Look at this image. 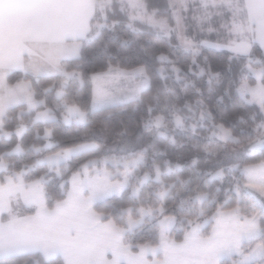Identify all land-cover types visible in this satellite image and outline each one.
I'll use <instances>...</instances> for the list:
<instances>
[{"label":"snow or ice","instance_id":"6c2138e0","mask_svg":"<svg viewBox=\"0 0 264 264\" xmlns=\"http://www.w3.org/2000/svg\"><path fill=\"white\" fill-rule=\"evenodd\" d=\"M254 156L264 0H0V264H264Z\"/></svg>","mask_w":264,"mask_h":264},{"label":"trees","instance_id":"16d2710c","mask_svg":"<svg viewBox=\"0 0 264 264\" xmlns=\"http://www.w3.org/2000/svg\"><path fill=\"white\" fill-rule=\"evenodd\" d=\"M146 3H148L151 7L158 9L159 11L163 12L167 9L168 5H169V0H146ZM146 39H150L152 40V42L159 47L164 54H169L174 52L177 56H181L182 53L179 52L177 49H175L174 45L177 43L176 38H173L171 41V46L165 42L162 38L158 39L154 36H148L146 37ZM253 51L256 52L257 57L260 56V49L254 45L253 47ZM99 53L95 50H93L88 56H87V60H86V67L92 71H103L105 70L103 68L102 62H100L98 60L99 57ZM205 55H208L209 58L212 61H224L227 59V57L230 55V53L228 52H224V51H217V50H206L205 51ZM128 58L126 60H122L121 61V66L123 68H125L126 70L131 71L133 68L139 67V64L137 63L138 59H143L142 56H140L139 54H127ZM149 63H154L149 61ZM159 66V65H156ZM242 66V65H240ZM82 98L85 100V102H89L90 101V97L88 95L87 92L83 93ZM58 133L60 136L62 137H67L69 135H71V133L64 129V128H58ZM39 143V142H37ZM264 163V157H259V156H254L250 159H248L246 161V164H250V165H258ZM173 238L174 239H178V235L176 232L173 233ZM145 239H151V237L149 236V234L147 232H145L141 238H139L137 240L138 243H142L144 242Z\"/></svg>","mask_w":264,"mask_h":264},{"label":"crops","instance_id":"0c3cea01","mask_svg":"<svg viewBox=\"0 0 264 264\" xmlns=\"http://www.w3.org/2000/svg\"><path fill=\"white\" fill-rule=\"evenodd\" d=\"M170 3V0H169ZM230 21V16L225 14L223 18L214 16L212 19V23L210 27L213 29V31H203L199 32L195 26L191 27L189 30L190 36H196L198 39L211 41L212 43H222L227 33L223 29V25L228 23ZM257 46V45H255ZM258 47V46H257ZM260 165V164H258Z\"/></svg>","mask_w":264,"mask_h":264},{"label":"rangeland","instance_id":"374dc122","mask_svg":"<svg viewBox=\"0 0 264 264\" xmlns=\"http://www.w3.org/2000/svg\"><path fill=\"white\" fill-rule=\"evenodd\" d=\"M170 2H171V0H170ZM210 32V31H209ZM207 41V40H206ZM208 42H210V43H212L211 41H208ZM218 43V42H217ZM215 44V43H214ZM257 46H258V48H259V45L257 44ZM260 49V48H259ZM217 51H224V52H227V50H217Z\"/></svg>","mask_w":264,"mask_h":264}]
</instances>
